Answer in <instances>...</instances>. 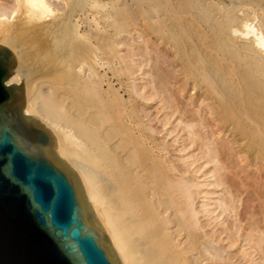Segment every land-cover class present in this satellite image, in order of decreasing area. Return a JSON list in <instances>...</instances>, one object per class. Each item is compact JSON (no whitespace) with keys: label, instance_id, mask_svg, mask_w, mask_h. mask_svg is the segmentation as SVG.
Instances as JSON below:
<instances>
[{"label":"bare ground","instance_id":"6f19581e","mask_svg":"<svg viewBox=\"0 0 264 264\" xmlns=\"http://www.w3.org/2000/svg\"><path fill=\"white\" fill-rule=\"evenodd\" d=\"M128 2L119 9L107 0H0V44L9 46L17 61L6 86H23L24 116L49 135V151L65 171H77L82 194L94 202L120 264H240L231 255L238 240H232L230 230L226 239L219 238L208 222L235 213L234 204L213 198L215 191L200 192L221 186V179L207 183L204 178L200 184L181 171L168 158L167 147L134 118L136 99L124 82L128 71L118 48L124 37H142L147 48L156 44L168 61L152 52L154 67L175 80L177 91L188 92L189 105L201 103L198 114L210 116H199L200 126L228 132L234 144L263 155L264 0ZM130 3L142 25L130 17ZM26 42L38 48L30 58L33 67L24 60ZM161 63L173 69L172 77V69ZM41 84H48V92ZM151 90L147 96L153 99L158 89ZM184 126L188 137L202 141L196 124ZM202 171L201 177L219 179L217 172ZM201 194L198 210L195 195ZM254 230L246 239L238 235L245 244L236 251L252 264H264L254 255L263 252L264 238L256 240Z\"/></svg>","mask_w":264,"mask_h":264},{"label":"water","instance_id":"95a60500","mask_svg":"<svg viewBox=\"0 0 264 264\" xmlns=\"http://www.w3.org/2000/svg\"><path fill=\"white\" fill-rule=\"evenodd\" d=\"M16 65L0 44V264H120L77 171L24 116L23 86H6Z\"/></svg>","mask_w":264,"mask_h":264},{"label":"rangeland","instance_id":"374dc122","mask_svg":"<svg viewBox=\"0 0 264 264\" xmlns=\"http://www.w3.org/2000/svg\"><path fill=\"white\" fill-rule=\"evenodd\" d=\"M107 1L117 3V0H107ZM128 1L129 0L118 1L119 2V3H117L119 5L118 8L119 9L124 8L129 3ZM60 3L61 2H55V4L57 6H61L62 3L61 4ZM131 6H132L131 8H133V10H132V12H130V14H131L130 17L133 19L138 18L139 19L138 23L140 25H142L143 21H142V19L140 21V16H139L140 14L138 12V9H136L132 4H131ZM14 22L16 23V20ZM83 31L86 32L85 30H83ZM134 38H135V41L133 39H130L129 37L122 38L123 40L119 41L120 46L118 48V53H119V56L122 58L121 61L123 62V66L128 71L127 75L125 73L124 82L130 83L131 87L133 88L132 95L136 99V103H135L133 111H132L134 118L135 119L141 118L142 121L144 122L143 124H145L144 126L146 127V130L148 129L147 132L149 131V133H151V135L155 138V141L158 144H160L162 142V145L167 147L168 158L169 159L171 158L172 161L171 160L170 161L173 162L175 165H177L180 170L182 169V170L188 171L190 174L193 175V177L200 184L204 183L202 181H205L206 179H207L206 180L207 183L209 182V180H210L209 183H215L216 180L221 179L220 180L221 182L219 181L220 183H222L221 186L217 187V186H215V184H213L215 187L212 185V186H209V189L202 187L200 189V192L212 193L215 191L214 194L216 196L213 194V196H212L213 198H215V197L220 198L221 200L226 202L228 205L234 204L233 206L236 208V212L239 213L240 215L235 216L236 212L235 213L232 212L233 214L230 213L228 215V213H227V216L226 215L222 216V218H221L222 220L221 219H220V221L217 220L216 223H215L214 219L213 220L210 219V221H208L209 219H207V218H205V220H202V222L204 221V223H205L207 220L211 224L210 228L212 229L213 233H216V236L218 235L219 238L221 237V238L226 239L228 237V234L229 235L231 234L230 236L232 237L233 241L238 240L239 243L236 244L237 245L236 248L234 247V249H233L234 251L232 250V253H231V255L234 254V256L237 257L234 260L235 263L240 262V264H252L251 262H248L249 258L245 259L241 255V253L237 252V251L240 252V249L237 247H240L241 244L242 245L245 244L244 242L241 243L240 235H242L243 239H246L247 235L249 233H251V231H253L254 229H255L254 234L256 232H258V234H259V235L257 234V236H255L256 234L255 235L253 234V237L255 236L256 238L255 237L254 238L256 240L260 236L261 237L259 239L264 238V237H262V236H264V154L258 155L254 151L242 149L241 147L238 146L239 144L233 143V141H232L233 137H230V134L228 132L224 131L221 133L215 129L204 128L203 126H200V122H202L200 117L204 118V120L210 119L209 118L210 116L206 115L205 113L202 114V116H201L200 112L198 114V111H201V109H202L201 103L198 102V104L196 106L197 108L196 107L194 108L191 104L189 105L190 101H188L189 98L187 97L188 92L186 91L184 94H182L181 91H177L178 87L174 86L175 80L173 78L171 79L170 77H169L170 79L166 78V73H164V72L162 73V70L155 68L154 62L152 60H150V54L153 52L152 55H154L155 58H156L157 54L161 55V57H163V59L162 58L160 59L161 62L162 61H164V62L168 61V59H165V57H166L165 51L163 50V52H162V50L161 51L157 50L158 46L156 44H152V45L150 44L149 48H147L146 43H145L146 42L145 39H143L142 37L140 38L139 36H135ZM130 42L132 45L129 44ZM123 43H125L124 46L122 45ZM26 47H28V48H26ZM24 49L27 50V56H24V60L27 63L29 60V67H33L34 62L31 61L30 58L33 59V56H35L34 55L35 51H37L38 48H36V46H34L32 42H26ZM25 51H24V53H25ZM163 54H164V56H163ZM130 60H132V62ZM128 63L131 65H129ZM160 65H161V67H163V69H166V70L172 69V68H168L167 63H161ZM155 72H156V74H155ZM173 72L174 71L172 69V72L169 73V75L173 76ZM152 73H154L153 74L154 76L156 75L155 76L156 79L154 81L155 84L152 83V81L154 80V77H152ZM160 76H162V77H160ZM163 76H164V78H163ZM159 77H160V81H159ZM167 80H169V81H167ZM170 80L172 83L174 82L173 85L169 84ZM164 83H166L167 85ZM157 84H158V86H157ZM154 85L156 86V89H158V91L156 93L153 92L155 95L153 94V99H152V98H149L147 96V92L149 90H151V88ZM40 86L43 87L42 89H44V91L48 92V88H49L48 84H46V85L41 84ZM167 87L170 89H168ZM176 87H177V89H176ZM135 93H137V94L135 95ZM175 93H178V95ZM154 96L156 98H154ZM128 97H129V94H127V96L125 98L128 99ZM179 98H180V100H179ZM150 99H152V100H150ZM183 103H184V105H183ZM200 106H201V108H200ZM176 107L181 109V112L178 111L179 113H177V110H179V109H177ZM182 110H184V111H182ZM185 112H186V114H185ZM180 113H182V114H180ZM193 119H194V121H193ZM191 121L198 126V127L197 126L195 127V130L198 129V131L196 130L195 132H197V133L200 132L199 134H200V137L202 138V141L198 140V137H196V136H194V138L192 137L193 139L191 137H188V134L186 132L187 130L185 129L184 125H185V123H187V122L189 123ZM164 123H166V124L164 125ZM194 140H196V142ZM193 142H195V143H193ZM202 142L204 143L203 150L199 149L203 145ZM201 143H202V145H201ZM205 143H206V145H208L207 147H205L206 146ZM236 145H237V147H236ZM208 147L211 149V150L209 149L210 150L209 156H207V154H205ZM54 153H55V151H54ZM55 155L57 156V154H55ZM212 161H214V162L218 161L217 162L218 164L214 163ZM206 169L209 171H212L213 173L217 172L216 174L219 175V179L216 177L212 179L210 177V175H209V177L208 176L207 177H201V174L203 173L202 170L207 171ZM199 171L202 173H200ZM218 175H217V177H218ZM204 178H205V180H203ZM225 179H226V181H225ZM210 187H211V189H210ZM215 189H217V190H215ZM206 190H207V192H206ZM202 195L203 194H201L200 196L195 195V198L198 199V200L195 199V205L198 208V210L201 209V206L203 204L202 200H204V198L202 197ZM230 195H231V198H233V200L230 199ZM198 201H199V203H197ZM235 201H236V204H235ZM212 202L214 203V200H212ZM237 207H238V209H237ZM225 216H226V218H225ZM200 217L203 218L202 215H200ZM223 219L224 220L227 219L228 221L226 220L224 223H222V221H224ZM240 219H242V222ZM262 221H263V223H262ZM220 223H222V224H220ZM227 226L230 229H228ZM236 226L237 227L239 226L238 227L239 229L236 228ZM257 226H259L258 229H257ZM223 227L225 229H223ZM240 227H242V228H240ZM256 229L258 231H256ZM226 230H228V231L230 230V231L228 232ZM232 231L235 234L237 231V234H236L237 236L235 234L233 235L231 233ZM239 231H240V234H238ZM224 232L226 234L228 232V234L226 235ZM261 232L263 235L262 234L260 235ZM219 235H221V236H219ZM238 235L240 238L238 237ZM234 238L236 240H234ZM237 238H239V239H237ZM262 244L264 246V242ZM237 249H239V250H237ZM260 251L261 252L263 251L262 252L263 254ZM260 251H259V253H261V254H254L255 256L257 255L256 258H258V259H260L261 257L264 258V250L262 249Z\"/></svg>","mask_w":264,"mask_h":264}]
</instances>
